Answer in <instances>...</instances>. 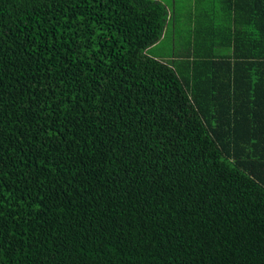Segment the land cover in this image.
<instances>
[{"label":"trees","instance_id":"16d2710c","mask_svg":"<svg viewBox=\"0 0 264 264\" xmlns=\"http://www.w3.org/2000/svg\"><path fill=\"white\" fill-rule=\"evenodd\" d=\"M189 2L0 0V264H264V0Z\"/></svg>","mask_w":264,"mask_h":264},{"label":"rangeland","instance_id":"374dc122","mask_svg":"<svg viewBox=\"0 0 264 264\" xmlns=\"http://www.w3.org/2000/svg\"><path fill=\"white\" fill-rule=\"evenodd\" d=\"M168 3V5L172 8L176 6V16L173 20L171 19L169 24L167 25V29L163 35V37L156 42L154 45H151L147 48L148 53L156 55L161 59H168L169 55L172 51V48H179V43L182 42V39L179 38V28L180 24L183 21H186V27H189L190 18H189V0H164ZM183 5L182 11H180V7ZM182 13L185 14V18L181 17ZM182 26V25H181ZM186 32V31H185Z\"/></svg>","mask_w":264,"mask_h":264},{"label":"crops","instance_id":"0c3cea01","mask_svg":"<svg viewBox=\"0 0 264 264\" xmlns=\"http://www.w3.org/2000/svg\"><path fill=\"white\" fill-rule=\"evenodd\" d=\"M182 1V0H181ZM184 2L182 1V3L181 4H183ZM189 4H190V2H188Z\"/></svg>","mask_w":264,"mask_h":264}]
</instances>
